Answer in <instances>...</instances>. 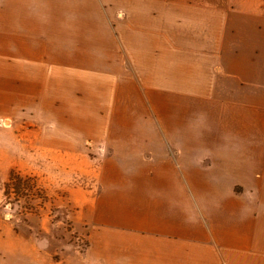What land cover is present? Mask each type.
<instances>
[{
    "label": "crops",
    "instance_id": "0c3cea01",
    "mask_svg": "<svg viewBox=\"0 0 264 264\" xmlns=\"http://www.w3.org/2000/svg\"><path fill=\"white\" fill-rule=\"evenodd\" d=\"M0 118L81 264H264V0H0ZM16 241L0 221V264Z\"/></svg>",
    "mask_w": 264,
    "mask_h": 264
},
{
    "label": "rangeland",
    "instance_id": "374dc122",
    "mask_svg": "<svg viewBox=\"0 0 264 264\" xmlns=\"http://www.w3.org/2000/svg\"><path fill=\"white\" fill-rule=\"evenodd\" d=\"M118 17L121 18L122 14H119ZM52 51L60 58V62H70L73 58L75 66L78 67L87 66L79 62H83L85 58L93 57L97 53L94 50L91 55L86 49ZM61 108L64 109L63 106ZM63 111L60 110V113ZM8 123L0 118V128H5ZM14 140L12 136L8 146L0 145V221L8 223L28 242L16 241L11 246L34 251L31 252L32 256L28 255L26 258L27 264H39L40 256L43 262H45L44 258H47L53 264H81V254L88 244V231L85 226L74 225L69 219V213L72 210L68 206L64 194L56 192L58 187L55 184L48 185L51 189L48 193L44 189L45 186L39 183L41 185L40 190H42L40 196H46V199L35 198L31 200L30 205L36 208L31 213H28L24 208L26 206L25 200L17 203L12 196L8 205L3 206L4 184L8 180L11 170H17L22 175L33 176L36 170L43 169L39 164V155H36L34 150H27L26 153L20 152L19 145ZM87 145L89 146L88 143ZM21 157L24 159L23 162H21ZM53 188L54 190H52Z\"/></svg>",
    "mask_w": 264,
    "mask_h": 264
},
{
    "label": "trees",
    "instance_id": "16d2710c",
    "mask_svg": "<svg viewBox=\"0 0 264 264\" xmlns=\"http://www.w3.org/2000/svg\"><path fill=\"white\" fill-rule=\"evenodd\" d=\"M40 191L42 190H40L35 177L22 175L17 170H11L9 178L4 184L3 206L6 207L8 205L10 197L12 196L13 200L17 203L21 200H25L26 206L24 208L28 213H31L36 210V208L29 203L31 200L35 198H40L42 200L46 199V196H40Z\"/></svg>",
    "mask_w": 264,
    "mask_h": 264
}]
</instances>
